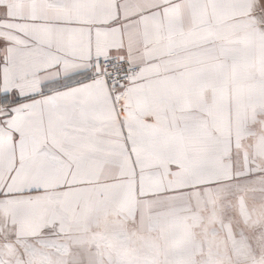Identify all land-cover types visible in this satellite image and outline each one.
<instances>
[{
	"label": "snow or ice",
	"instance_id": "6c2138e0",
	"mask_svg": "<svg viewBox=\"0 0 264 264\" xmlns=\"http://www.w3.org/2000/svg\"><path fill=\"white\" fill-rule=\"evenodd\" d=\"M0 264H264V0H0Z\"/></svg>",
	"mask_w": 264,
	"mask_h": 264
}]
</instances>
